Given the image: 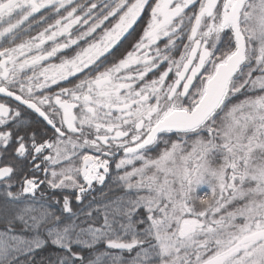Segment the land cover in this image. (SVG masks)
<instances>
[{
  "label": "snow or ice",
  "instance_id": "snow-or-ice-1",
  "mask_svg": "<svg viewBox=\"0 0 264 264\" xmlns=\"http://www.w3.org/2000/svg\"><path fill=\"white\" fill-rule=\"evenodd\" d=\"M0 41V264H264V0H0Z\"/></svg>",
  "mask_w": 264,
  "mask_h": 264
},
{
  "label": "flooded vegetation",
  "instance_id": "flooded-vegetation-1",
  "mask_svg": "<svg viewBox=\"0 0 264 264\" xmlns=\"http://www.w3.org/2000/svg\"><path fill=\"white\" fill-rule=\"evenodd\" d=\"M79 2V0H78ZM45 12L42 10V12L40 14H38L35 18L39 19V15H44ZM149 18V11L146 10L144 13H142V16L138 19V22L136 25H134L133 29L130 30V32L128 34L125 35V37L122 38L121 42L118 43L117 46H115L114 51L112 52V56L113 57H120L122 56L127 50H130L131 45L133 43H135V41L139 38V36L142 34V29L143 27L146 25V21ZM115 21L112 20L110 21V23H114ZM43 26V25H42ZM38 30V29H37ZM31 34H35V32H32ZM97 35H99V33H97ZM19 42V41H17ZM0 43H3V41H0ZM112 57H109V59H111ZM54 62H58V61H54ZM151 78V77H149ZM74 82V81H73ZM63 86H68V84H65ZM57 89L55 87H53L52 91H56ZM34 121H38L39 126H43L44 122L42 121V119L38 118L35 115H32L31 117ZM50 131V129H49ZM11 159V157H5L4 161H0V163L5 162L6 160ZM111 183V177H108L106 179V184L104 186H96V191H94L92 193V195H97L100 191L102 190H106V188L108 187V185ZM114 195V193H111L110 196Z\"/></svg>",
  "mask_w": 264,
  "mask_h": 264
},
{
  "label": "trees",
  "instance_id": "trees-1",
  "mask_svg": "<svg viewBox=\"0 0 264 264\" xmlns=\"http://www.w3.org/2000/svg\"><path fill=\"white\" fill-rule=\"evenodd\" d=\"M175 137L173 136V139H174ZM164 146H163V144H160L159 145V148H163ZM159 148L158 149H154L153 150V152H152V154L153 155H156L157 153H158V151H159ZM107 189V188H106ZM114 193V195H112V196H116V195H119L120 194V191L119 190H117V191H114L113 192ZM199 194V193H198ZM87 203H88V200L87 199H85V201L83 202V206H86L87 205ZM74 208H77V209H79V208H81L82 207V205L81 204H77V203H75L74 202ZM101 249H103V246H101ZM46 251H50V249L49 250H46ZM112 251V254L113 255H121V253H119V251L118 250H111ZM123 255L125 256V257H127L129 254L127 253V252H125V253H123ZM103 264H110V261L106 258L104 261H103Z\"/></svg>",
  "mask_w": 264,
  "mask_h": 264
},
{
  "label": "rangeland",
  "instance_id": "rangeland-1",
  "mask_svg": "<svg viewBox=\"0 0 264 264\" xmlns=\"http://www.w3.org/2000/svg\"><path fill=\"white\" fill-rule=\"evenodd\" d=\"M202 187H206V186H202ZM198 193H199V194H202L199 190H198Z\"/></svg>",
  "mask_w": 264,
  "mask_h": 264
}]
</instances>
